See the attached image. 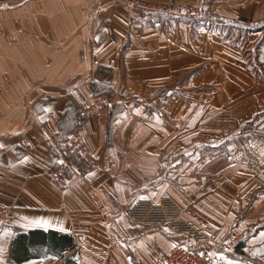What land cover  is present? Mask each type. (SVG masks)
Wrapping results in <instances>:
<instances>
[{
  "label": "crops",
  "instance_id": "1",
  "mask_svg": "<svg viewBox=\"0 0 264 264\" xmlns=\"http://www.w3.org/2000/svg\"><path fill=\"white\" fill-rule=\"evenodd\" d=\"M142 1L187 11L0 0V260L166 264L174 244L207 243L212 264H264V0ZM100 95L111 122L92 114L82 132L97 166L63 189L48 171ZM137 201H170L169 218L134 222ZM35 230L75 247L14 262L12 240Z\"/></svg>",
  "mask_w": 264,
  "mask_h": 264
},
{
  "label": "built area",
  "instance_id": "2",
  "mask_svg": "<svg viewBox=\"0 0 264 264\" xmlns=\"http://www.w3.org/2000/svg\"><path fill=\"white\" fill-rule=\"evenodd\" d=\"M140 9H149L166 15H177L183 6H151L142 0H133ZM186 9V8H185ZM95 114L104 124L111 122V102L107 95L96 97L95 104L89 109L78 111L72 132L68 135L57 155L56 164L48 171L50 179L59 187L65 189L72 177H85L96 166L85 139L82 136L88 116ZM172 207L170 201L152 203L150 201H137L127 209L128 217L142 225L162 224L169 218L168 209ZM1 211V210H0ZM0 214V220H4ZM203 243L205 240H201ZM204 244L189 245L176 243L169 251L166 264H212V255L209 246Z\"/></svg>",
  "mask_w": 264,
  "mask_h": 264
},
{
  "label": "trees",
  "instance_id": "3",
  "mask_svg": "<svg viewBox=\"0 0 264 264\" xmlns=\"http://www.w3.org/2000/svg\"><path fill=\"white\" fill-rule=\"evenodd\" d=\"M74 247L73 239L67 235L54 231L35 230L29 233H20L14 238L10 256L14 262L23 263L40 258L45 251L62 256L66 251H70ZM65 264L72 263L67 261Z\"/></svg>",
  "mask_w": 264,
  "mask_h": 264
},
{
  "label": "rangeland",
  "instance_id": "4",
  "mask_svg": "<svg viewBox=\"0 0 264 264\" xmlns=\"http://www.w3.org/2000/svg\"><path fill=\"white\" fill-rule=\"evenodd\" d=\"M177 6H180V5H177ZM186 11H187V9L184 8L178 14H182L183 12H186ZM206 11L208 12V15L210 14V12L208 11V9H203V12H204V13H202V15L204 14L203 16L207 15V14H205ZM217 23H218L217 27H218V30L219 31H222V32H230V33L231 32H233V33L234 32H238V31H259L260 32V30L262 29V26H263V24H261V23L260 24H256L253 27H252V25H246L244 23H243L244 25L243 24H240V23H238L236 25V24H231L230 21H224V20L223 21H218ZM1 213L4 214V211L1 210L0 211V214ZM3 217L5 219L4 220H0V223L5 222V220L7 218L6 214ZM6 227H7L6 225L0 224V258H3V255L6 254V244H7L8 239L11 236V233H8L6 231ZM192 246H194V245H192ZM0 264H9V263L7 261L1 259L0 260Z\"/></svg>",
  "mask_w": 264,
  "mask_h": 264
},
{
  "label": "snow or ice",
  "instance_id": "5",
  "mask_svg": "<svg viewBox=\"0 0 264 264\" xmlns=\"http://www.w3.org/2000/svg\"><path fill=\"white\" fill-rule=\"evenodd\" d=\"M0 147H2V145H0ZM165 231H167V229H165ZM253 255H255V253H253ZM220 259H224V257H220ZM227 264H233V262L232 261H227Z\"/></svg>",
  "mask_w": 264,
  "mask_h": 264
}]
</instances>
